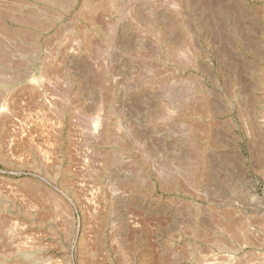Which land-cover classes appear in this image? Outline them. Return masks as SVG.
Returning a JSON list of instances; mask_svg holds the SVG:
<instances>
[{
	"label": "rangeland",
	"instance_id": "374dc122",
	"mask_svg": "<svg viewBox=\"0 0 264 264\" xmlns=\"http://www.w3.org/2000/svg\"><path fill=\"white\" fill-rule=\"evenodd\" d=\"M0 264H264V0H0Z\"/></svg>",
	"mask_w": 264,
	"mask_h": 264
}]
</instances>
